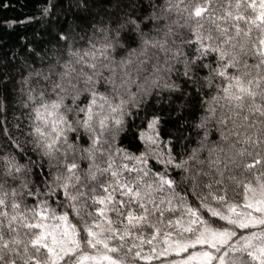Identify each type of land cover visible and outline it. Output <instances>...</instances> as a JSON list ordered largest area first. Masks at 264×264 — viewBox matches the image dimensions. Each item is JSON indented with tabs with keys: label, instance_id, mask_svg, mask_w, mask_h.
Here are the masks:
<instances>
[{
	"label": "snow or ice",
	"instance_id": "6c2138e0",
	"mask_svg": "<svg viewBox=\"0 0 264 264\" xmlns=\"http://www.w3.org/2000/svg\"><path fill=\"white\" fill-rule=\"evenodd\" d=\"M29 5L0 21L32 27L0 46V264H264V0Z\"/></svg>",
	"mask_w": 264,
	"mask_h": 264
},
{
	"label": "trees",
	"instance_id": "16d2710c",
	"mask_svg": "<svg viewBox=\"0 0 264 264\" xmlns=\"http://www.w3.org/2000/svg\"><path fill=\"white\" fill-rule=\"evenodd\" d=\"M24 4H25V0H0V21H3L5 19L19 18L25 14L30 15L33 9L31 8L30 5L28 7H23ZM25 34L31 37L32 27L20 26L17 27L15 31H7L2 26H0V46H3V49L6 50L8 47L15 45L18 42L19 37ZM246 180L251 183L252 187H256V181L254 177H247ZM233 188L235 190L234 191L230 190L228 194L230 200L234 203H242L243 201L242 189L237 186H233ZM240 210H241L240 208L237 209V211ZM181 223H183V221H181ZM178 230L179 229H177V231ZM239 233L247 235L248 230H239ZM184 235L185 237H188L191 234L184 233ZM175 238H176V233L175 231H173L172 236L169 237L168 239L169 241H171ZM164 239H165L164 236L159 237V243L156 244V248L158 251L161 249L162 245L166 247V245L163 244ZM147 250H148V246L145 245L144 251L146 252ZM140 264H159V261L157 259H154L152 261H140Z\"/></svg>",
	"mask_w": 264,
	"mask_h": 264
},
{
	"label": "rangeland",
	"instance_id": "374dc122",
	"mask_svg": "<svg viewBox=\"0 0 264 264\" xmlns=\"http://www.w3.org/2000/svg\"><path fill=\"white\" fill-rule=\"evenodd\" d=\"M199 247V246H198Z\"/></svg>",
	"mask_w": 264,
	"mask_h": 264
}]
</instances>
